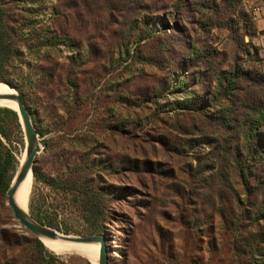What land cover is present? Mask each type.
Masks as SVG:
<instances>
[{
  "label": "trees",
  "instance_id": "obj_1",
  "mask_svg": "<svg viewBox=\"0 0 264 264\" xmlns=\"http://www.w3.org/2000/svg\"><path fill=\"white\" fill-rule=\"evenodd\" d=\"M168 1L56 0L50 24L38 27L29 14H22L11 6L12 1L0 0V82L14 87L24 102L28 94L24 90L26 87L37 91L47 87L52 94L53 88L58 87L78 91L79 84L72 81V76L90 74L92 77L85 65L93 64L100 57L98 50L102 47L98 43L106 41L109 33L108 64L113 62L114 53L130 61L143 59V64H149L148 54L142 51L144 47L152 49L156 57L168 49L162 44V32H157L153 23L154 15L165 11L164 3ZM191 1L173 0L169 8L172 10L164 12L166 16H163L166 29L181 31L183 14L188 11L183 6ZM194 1L200 9L216 4V0ZM24 11L32 12L29 8ZM76 21H84L83 35H78L74 27ZM77 36L82 42H76L77 48L84 55L81 58L67 56L65 74L56 72L58 63L55 62L50 67L36 65L35 70L44 73L38 79L22 75L25 55L36 57L44 48L48 57L49 52L59 51L57 40L72 43ZM189 48L190 53L179 65L190 61L193 67L173 68L175 83L170 84L167 76L152 92L149 86L137 92L134 88L129 90V81L122 84V89L130 96L119 94L125 112L121 122L107 125V133L110 129L118 131L130 148L132 155L123 158L132 157L130 162L136 163L129 167L136 170L135 179L140 184L139 171H148L149 177L155 174L150 169L153 162L148 157L164 155L187 159L177 163V171L169 165L170 174L165 177L171 181L169 186L174 188L183 209L195 216L183 220L186 234L182 255L175 252L170 238L166 244H154L161 255L158 264H213L216 256L226 259L227 264H264V71L252 67L250 60L239 57L227 65L218 62L216 57L220 53L215 49L200 51L193 45ZM257 62L260 61L257 59ZM143 75H146L144 68L138 71V77ZM88 80L91 79L81 81ZM168 87L169 92L175 88L181 90L182 100L163 102ZM33 93L32 90L28 97ZM130 117H133L131 122ZM11 127L21 131L17 112L0 106V205L18 164V159L5 144L10 141ZM36 164L35 157L32 175L39 181L42 177ZM93 167V161L86 160L83 162L86 173L82 177L79 174L72 180H43L69 196L82 222L85 231L82 235L103 234L109 214L105 189L98 183L92 184L102 177L103 168L94 170ZM163 174L157 175L162 178ZM152 188L156 189L153 185ZM43 203L36 204L30 199V215L62 232H71L61 218L65 213L63 208L43 207ZM4 223L0 219V259L5 264H91L83 256L62 260L35 235L27 230V234L17 235L13 228L3 227ZM190 244L205 245V257L194 259L191 255L194 248Z\"/></svg>",
  "mask_w": 264,
  "mask_h": 264
},
{
  "label": "rangeland",
  "instance_id": "obj_2",
  "mask_svg": "<svg viewBox=\"0 0 264 264\" xmlns=\"http://www.w3.org/2000/svg\"><path fill=\"white\" fill-rule=\"evenodd\" d=\"M5 1H12L10 5L21 10L20 13L29 14L30 18L37 21L38 27H46L50 24L53 7L57 4L56 0ZM172 2L173 0L164 3L167 7L165 11L153 17L155 30L162 32V44L168 46V49L156 57L152 49L144 47L142 51L143 54H148L149 64H143V59L130 61V58L118 57L116 53L113 54V62L108 64L107 50L110 49L111 38L109 33L106 41L98 43L102 47L98 50L100 57L93 64L85 65L89 72H92V77L90 74L72 76V81L79 84L78 91L58 87V89L53 88L52 94L47 87L43 91L33 88L29 90L28 87L24 89L28 94L32 90L35 91L29 97L27 94L24 104L29 107L26 109L32 124L39 130L38 132L36 129L40 146L36 155V166L42 177V180L38 181L32 175L25 211L30 214L28 206L30 199L36 204L43 201V207L63 208L65 213L61 218L71 230L66 234L85 233L69 196L61 188L49 186L43 180L45 178L49 180L55 178L59 181L75 179L77 175L86 173L83 162L93 161V169L103 168L101 171L103 175L92 184L98 183L108 196L109 214L103 227V234L107 239L108 264H158L161 255L154 244L165 243L168 238L172 240L175 252L182 255L181 248L185 243L186 234L182 223L183 220L188 221L195 216L183 209V204L174 193V188L169 186L171 181L165 177L170 174L169 165L177 171V163L187 159L169 158L164 155L148 157L150 162H153L150 169L155 174L149 177L148 171H139L140 184L135 179L136 170L129 167L136 163L130 162L132 157L123 158L132 155L130 148L126 147L118 131L116 133L110 129L107 133V125L114 126L121 122L125 112L119 94L130 96L122 89V84L129 81V90L132 91L134 88L137 92L141 87L149 86L152 92L167 76L170 84L175 83L176 75L171 72L173 68L178 70L181 66L183 70L186 66L193 67L190 61L184 66L179 65L180 61L190 53V45L200 51L217 50L220 54L217 55L216 61H223L225 65L239 57L250 60L249 64L252 67L264 71V2L262 0H216L215 6L208 1V4L212 5L209 9H200L193 0L189 5L183 6L188 11L183 14L181 31H178V28L165 27L164 12L169 13L172 10L169 9ZM178 4L181 6L182 3ZM28 8L32 12L24 11ZM74 27L78 35L84 34L86 28L84 21H76ZM73 40H75V42L71 41L73 44L57 40L56 47L59 51L49 52L48 57L44 48L36 57L25 55L22 61V75L38 79L44 73L35 70L34 67L38 64H47L50 67L55 62L58 63L59 68L56 72L65 74L68 70L66 57L73 55L81 58L84 55L77 48L76 42L82 43L80 38L77 36ZM133 46H130V49ZM152 46L155 48L154 44ZM220 67L223 65L220 64ZM142 68L146 75L138 77V71ZM84 78L91 80L82 82ZM169 89L170 87L164 92L163 102L182 100L181 90L175 88L169 92ZM198 91L202 92V89ZM108 106L111 108L105 110ZM132 120L133 117H130L129 121ZM9 134L10 141L5 144L18 159L19 164L25 147L22 127L21 131L11 127ZM160 172L164 173L162 178L157 175ZM152 180L157 181L153 183ZM152 185L155 186V190ZM0 219L5 222L3 227L13 228L17 235L27 234L26 229L19 226L14 219L11 209L6 204V195L0 205ZM187 234L190 235V231ZM160 236L165 238L162 239ZM190 246L194 248L191 253L194 259L205 257L203 253L205 245L190 244ZM57 255L62 260L81 256L74 252ZM216 257L217 260L213 261V264H227L226 259ZM0 264H5L2 259Z\"/></svg>",
  "mask_w": 264,
  "mask_h": 264
},
{
  "label": "water",
  "instance_id": "obj_3",
  "mask_svg": "<svg viewBox=\"0 0 264 264\" xmlns=\"http://www.w3.org/2000/svg\"><path fill=\"white\" fill-rule=\"evenodd\" d=\"M7 85L8 88H12L9 84L5 82H0ZM15 93L13 94H0V98L10 99L16 102L17 108H11L17 112L19 122L21 124L23 133H24V152L25 156L23 161L17 166L15 173L10 181V184L6 190V204L11 209L12 215L15 220H17L19 226L26 229L29 233L35 235L44 245L42 239H55L61 237L64 240L75 241L76 243H97L99 245V253H98V264H108V250L106 245V237L103 234L93 233L89 235H77V234H66L58 231L57 229L48 226L42 222H39L27 212L21 210L14 201V193L19 186L20 182L24 179L26 174L29 172L32 176V166L34 163V159L37 153L40 150V146L37 140V131L32 124L30 115L26 109L24 101L20 94L12 88ZM8 107V106H2ZM10 108V107H8ZM46 246V245H45ZM47 247V246H46ZM51 250L50 248H48ZM56 254H62L61 252H55ZM79 255L85 257L80 252ZM89 260V259H88ZM90 261V260H89ZM91 262V261H90ZM92 264V262H91Z\"/></svg>",
  "mask_w": 264,
  "mask_h": 264
},
{
  "label": "bare ground",
  "instance_id": "obj_4",
  "mask_svg": "<svg viewBox=\"0 0 264 264\" xmlns=\"http://www.w3.org/2000/svg\"><path fill=\"white\" fill-rule=\"evenodd\" d=\"M15 91L8 88L7 85L0 83V94H13ZM0 106H8L10 108H17L16 102L10 99L0 98ZM25 152L19 159V164L23 161ZM18 164V165H19ZM31 173L26 174L24 179L20 182L14 193V201L16 205L27 213L28 192L31 184ZM47 248L55 252H80L89 259L92 264H98L99 245L97 243H76L75 241L64 240L61 237L55 239H42Z\"/></svg>",
  "mask_w": 264,
  "mask_h": 264
}]
</instances>
